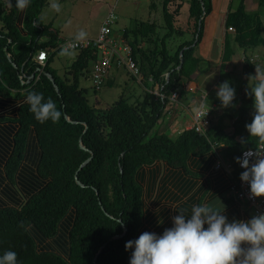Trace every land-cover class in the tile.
I'll return each mask as SVG.
<instances>
[{
    "label": "trees",
    "instance_id": "trees-1",
    "mask_svg": "<svg viewBox=\"0 0 264 264\" xmlns=\"http://www.w3.org/2000/svg\"><path fill=\"white\" fill-rule=\"evenodd\" d=\"M47 1L31 0L21 12L14 6L15 0H0V112L19 103L16 117L0 115V121L5 118L16 122L5 129L0 141V147L4 144L10 154L5 163L6 176L15 180L20 165L29 157L28 145L34 134L39 147L36 173L28 167L23 177L33 183L27 185L29 193L38 186V177L40 183L44 182L20 206H0V254L15 251L19 264H129L131 250L125 249V243L140 235L146 221L144 187L138 179L144 166L160 160L183 169L189 176L200 177L190 168V157L216 153L214 146L219 145L222 158L233 167L231 184L239 180L241 169L236 157L260 143L258 138L250 137L245 127L254 110L252 98L245 90L249 78L255 75L256 65L245 55L237 91V116L230 126L223 124L222 115L217 121L211 120L204 135L188 128L173 138L166 133L171 120L160 122L168 115L170 98L180 81L191 80L194 73L210 69L208 60L195 55V47L203 39L213 0H190L189 17L194 20L196 37L180 43L174 52L167 47L166 40L181 31L176 19L182 2L163 0L162 13L168 31L159 38L161 48L157 50L148 51L141 46L142 40L157 35L155 21H139L124 30L123 37L132 47V56L149 90L138 103L122 97L109 108L92 105L79 87V77L91 75L101 56L98 48L76 50L75 59L64 74L51 65L61 50L50 51L57 37L51 24H45L41 18ZM258 4L264 7V0H258ZM225 26L233 31L235 43L245 52L264 43L261 16L246 11L244 0L236 8H229ZM43 36L47 40L41 41ZM41 49L48 50L43 67L34 61ZM234 50L226 32L223 59L229 60ZM41 68L53 75L59 92ZM22 74H26L24 80L35 75L23 83ZM157 84L160 95L154 92ZM30 91L42 93L45 101L52 99L61 112L57 122L40 123L34 118L29 105L24 103ZM9 134L12 138L8 141ZM91 156L87 165L79 169ZM77 171L83 185L77 183ZM230 188L231 185L229 191ZM208 191L202 193L199 204L202 205ZM224 202L240 203L231 193L224 197ZM150 214L153 216V212ZM116 219L121 224L115 225ZM47 239L54 240L53 249H39L36 240Z\"/></svg>",
    "mask_w": 264,
    "mask_h": 264
},
{
    "label": "clouds",
    "instance_id": "clouds-1",
    "mask_svg": "<svg viewBox=\"0 0 264 264\" xmlns=\"http://www.w3.org/2000/svg\"><path fill=\"white\" fill-rule=\"evenodd\" d=\"M30 2L15 0L14 6L22 12ZM50 7L60 11L56 2ZM86 36L85 31H77L59 55L74 59L76 44L84 41ZM249 80L245 91L252 98L254 111L251 122L245 127L250 137L264 143V71L257 70ZM216 97L222 107H234L236 90L229 81H224L217 86ZM24 103L29 105V111L40 123L57 122L61 117L56 104L51 98L45 101L42 93L30 91ZM236 161L244 169L240 179L249 185L251 195L264 196V152L245 151L242 157H236ZM172 220V226L161 234L144 231L137 238L126 241L125 249L131 250L129 264H264V213L248 220L229 221L223 209L194 204L190 215L178 211ZM114 222L121 224L120 219ZM0 264H19L17 253L4 251L0 254Z\"/></svg>",
    "mask_w": 264,
    "mask_h": 264
},
{
    "label": "crops",
    "instance_id": "crops-1",
    "mask_svg": "<svg viewBox=\"0 0 264 264\" xmlns=\"http://www.w3.org/2000/svg\"><path fill=\"white\" fill-rule=\"evenodd\" d=\"M92 1L95 4L96 9L94 12H91L86 19H92V23H94V20L98 18L97 16L101 15L102 10H104L103 8L104 0H92ZM57 3L60 5V11L58 12L57 17L53 19H49L48 21L45 22L43 20L42 12H41V18L45 24H51V29L54 31L58 39L60 37H73L75 35L72 32V30H74L73 26L72 28H70L66 20L69 19L70 15H72L71 12H73L74 9L72 8L73 4L74 3L80 4L81 0H74V1L58 0ZM231 3L232 0H213V6L215 8L214 11L217 10L216 7L219 6L221 10L220 12L226 14L228 12L229 7H232ZM152 5L153 4L151 3L150 5L151 8ZM60 12H62V14H59ZM226 15H225V20H226ZM92 16L94 17L96 16V17L93 19ZM225 20H224V25H225ZM149 21L151 20L149 19ZM100 23L102 24V22ZM209 29L210 26L208 24L207 30ZM123 31L117 32L116 34L113 33V36L118 38L117 36L120 37L119 34H123ZM85 32L89 37H96L99 33L97 32V30L92 32V29L91 30L86 29ZM47 38H48L47 36H43L40 40L45 41L47 40ZM204 38L202 39L200 44H198L197 46L198 49L195 50V55L200 56L205 60H208L210 62V69L207 71V73H205L206 75L205 79H204V73H200L201 75L203 74L201 76L202 80L201 78L191 79L189 81L183 80L181 84L178 85L176 89L178 93V98H177L178 100L177 102L169 105L171 106V109L176 107L177 112L174 111L173 114H175V116L172 117L173 114L170 113V108H168V113H167V114H171L170 118L168 119L171 120V122L169 123L166 129V133L173 138H176L184 129L191 128L193 121V114L196 111V108H198V106L200 105V102H202V100H204L208 105H213L216 102L215 98L210 95V91L213 90L217 91V86L220 81V77L215 79V77L212 76L211 71H215V67L218 62V58L220 56V49L224 43L223 41H220V39L218 38H215L216 39L215 43H212L210 41L207 42L206 38L205 39ZM234 49L236 50V53L237 51L245 52L243 48H240L238 46L235 47ZM257 69L258 68L256 67L255 73ZM120 70L121 67L119 68L116 67L111 69L108 74L106 82L108 84H111L112 79L119 76ZM141 84L145 90H149V88L146 86V84L143 81ZM157 89L158 86L155 85L154 90ZM206 93L208 98L206 96ZM204 96H206L205 99L202 98ZM236 98L233 102L235 105L234 107L229 106L222 110H218V109L214 110L213 114L215 115L216 121L219 120L220 117L223 115L224 118L223 124L225 126H230L232 124V122L237 116L235 108H237L238 103ZM18 104L19 103H15L14 105L11 104L10 107L9 106L4 107V109L0 112V115L1 116L8 115V117L12 115V117H16ZM183 112L187 114V117H185L186 123H183L184 121L181 118ZM229 119L231 120L230 124H228ZM15 124L16 122L10 121L9 119H5V118L3 121H0V137L5 136L6 128L13 126ZM2 137L1 140H3ZM11 138L12 135L9 134V138L7 140L9 141L11 140ZM216 159H217V155L214 152H210L203 156L190 157L188 161L189 166L193 171L200 173L201 174L200 177L189 176L184 172L183 169L179 167L178 168L171 167L166 162L160 160L156 161L152 165L144 166L139 171L138 179L144 187V198L146 202L147 211H146V221H144V225L140 230V234L144 231L145 227H146L145 231L161 234L165 228H169L172 226L173 223L172 217L177 215L178 211H181L182 208H184L183 212L190 215L192 206L194 204H199L200 197L206 189H209V191L205 195L202 205L206 204L208 206H212L221 210L223 209V214L228 217L229 221L233 219L248 220L252 218V215L248 213V210L244 207V205L241 202L225 204L224 197H227L230 194L229 187L231 185V178H230V174L223 167L219 169L215 168V164L217 161ZM28 162L29 159L25 158L23 164L21 165V169L23 166L27 167L26 165L28 164ZM8 185L12 186V184H8ZM6 186L7 184H5V186L3 187H0V192H1L0 205L4 203L6 204L5 206H8L10 205L11 202H13L14 203L13 206H20L29 197L28 195L24 201L16 200L19 189L14 185L12 186L16 191V197H14V194L11 195V190L6 189ZM171 192L174 194V196L169 194ZM150 211L153 212V216L152 214H150Z\"/></svg>",
    "mask_w": 264,
    "mask_h": 264
},
{
    "label": "rangeland",
    "instance_id": "rangeland-1",
    "mask_svg": "<svg viewBox=\"0 0 264 264\" xmlns=\"http://www.w3.org/2000/svg\"><path fill=\"white\" fill-rule=\"evenodd\" d=\"M57 1L58 0H48L46 5L43 7L42 17L45 22L48 21L49 19H53L57 17L58 12H56L50 7L52 2L57 3ZM70 1H74V0H70ZM177 2H182L180 13L176 19V26L179 27L181 31L174 32V34L166 40V45L170 49L171 52H174L177 49L178 45L182 43L183 41L191 40L192 38L196 37L194 20L189 17L190 0H175V4ZM103 3H104V6H103L104 10H102L101 15L97 16L98 18L94 20V23H92V19H86L89 16V14L91 12H94L96 9L95 4L93 3L92 0H81L80 4L78 3L73 4L72 8L74 9H73V12H71L72 15H70L68 20H66L70 28H72L73 26V29H74L72 30L73 34H75L79 30L85 31L86 29H89V30L92 29V32L96 30L97 32H99L98 30L100 28L99 27L101 24L100 22L103 23V21L105 20L107 16H109L110 14H113L115 22L111 25L110 37L118 41H120V39L123 38V40H125V42L129 44L128 40L123 37V34H119L121 38L117 36L119 38L118 39L115 36H113V33L116 34L117 32H122L125 29H130L134 27L135 24L138 23L139 21H148L150 19L151 21H155L158 24L157 35L152 36L150 40L148 39L144 41L142 40L141 46L143 48L145 47V50H148V51H152L154 49L157 50L161 48V41H159L160 40L159 38L162 37L168 31L165 27V21H164L163 13H162L163 0H104ZM151 3L153 4L152 8L150 6ZM239 3H240V0H232V3H231L232 8L233 9L236 8ZM244 4H245L246 11L258 12L260 14L262 21H263L262 22V37L264 39V7L259 6L258 0H244ZM216 8L217 10L214 11L215 8L213 6L212 13L208 17H206L203 38L205 37L207 42L210 41L212 43H215L216 42L215 38H218L220 39V41H223L224 43L225 32H227L228 38H229V44L231 45V47H234V48L237 47L238 45L235 43L233 39V31L230 30L229 28H225V25H224L225 15L227 13L226 14L221 13L219 6H217ZM59 14H62V12H60ZM92 17L94 19L96 16L95 17L92 16ZM208 24L210 26L209 30H207ZM130 38H132V36H130ZM197 46L195 47L196 49H198ZM234 51H235L234 54L231 56L229 60H224L223 59L224 44H223V46L220 49V56L216 64L215 71H211V74L212 76L215 77V79L220 77V81L218 85L224 81H229L231 86L234 87L237 92L238 85L240 83L241 64H242V61L245 55H248L251 57V59L253 60V63L258 68L257 69L258 71H264V43L257 47L248 49L247 52L237 51L236 53V50ZM59 53L60 51L55 54V56L51 60V65L55 69H57L58 73L64 74L66 73V68L69 65H71L75 57L74 59L69 60L68 58L61 57ZM75 56H76V52H75ZM205 73H207V71H204V79L206 76ZM202 75L196 72L192 75L193 77L192 79H198V78L200 79ZM166 77H168V75H166ZM183 80H186V79H182L180 82H182ZM141 83L142 82L138 81L136 77L131 75V73L127 70L125 66L121 67V70L119 71V76L116 78H113L111 84H108L106 82L105 86L101 90H96L93 87L91 75H88L86 77L84 76L79 77V87L84 89L85 96L89 99V102L98 108L112 107L114 103L122 97L127 98L130 103H134V102L138 103V101H141L144 98L145 93H146V90L144 89ZM210 95L215 98L216 102L214 104H216V110L225 109L224 107L221 106L220 100L216 97L215 90L210 91ZM236 97L235 98L237 99V103L239 105L238 94H236ZM168 108H170L171 114H173L174 111L177 112L176 107L171 109V106H169ZM235 110L237 113L238 106L237 108H235ZM253 111L254 110H252V113ZM171 114L166 115V117L161 120L160 124H163L164 122L166 123V121L170 118ZM185 117H187V114L183 112L181 115V118L184 121L183 123H186ZM211 119H213L212 122L216 121L215 115L213 113L211 114ZM230 123H231V120L229 119L228 124ZM0 141H1V137H0ZM38 148H39L38 142L35 138V135L33 134L30 137V141L28 145L29 162L26 165L27 167H25L26 172H27V169L29 168H32L33 170L36 168L38 154L37 156L35 154L39 152ZM220 152H221L220 154L222 155L223 149ZM4 170H5L4 159L0 157V187L5 186V184L9 182V179L7 178V176L4 175ZM16 177L17 175L15 176V178ZM20 177H18V179L16 180L19 181ZM39 181L40 179L38 177V184H37L38 187L44 183L43 181L42 183H40ZM15 186L18 188V184H15ZM17 195L18 196L16 200L24 201L25 198L29 194H26L19 189V192L17 193ZM5 205L6 204L2 203L0 206H5ZM13 205L14 203L11 202L10 205L8 206H13ZM247 210H248V213L252 215V211L249 209ZM145 230H146V227L144 231ZM36 244L39 247V249H53L54 240L47 239L43 242L36 240Z\"/></svg>",
    "mask_w": 264,
    "mask_h": 264
},
{
    "label": "built area",
    "instance_id": "built-area-1",
    "mask_svg": "<svg viewBox=\"0 0 264 264\" xmlns=\"http://www.w3.org/2000/svg\"><path fill=\"white\" fill-rule=\"evenodd\" d=\"M114 16L110 14L105 18L103 23L100 26L99 33L96 37H87L84 41H80L76 44L74 51L85 49L89 47H96L100 50L101 56L94 63L93 70L91 73L93 87L96 90H101L105 84L108 77V74L111 69L119 68L125 66L127 70L142 82L143 76L139 64L135 61L132 56V47L121 39L120 41L115 40L110 37L111 34V25L114 23ZM231 30V29H230ZM73 37H60L56 41V45L51 48V52L61 50L62 48L68 46L72 42ZM48 59V50L41 49L34 57V61L37 62L42 67L46 64ZM33 75V74H32ZM28 77L27 80L26 74L20 75V79L23 83L29 82L30 79L34 76ZM168 75V74H167ZM151 80V79H150ZM158 89L154 90L155 93L159 94V85L157 84ZM178 93L174 92L170 98L171 104L177 102ZM203 99L206 96L202 97ZM210 107V108H209ZM209 108V111L206 115L202 116ZM216 110V104L208 105L204 100L200 102V105L193 114V121L191 128L201 134H205V129L211 124V114ZM214 150L217 153L218 159L215 164V168L219 169L223 167L229 174L232 173L233 167L229 162H226L220 155L219 145L214 146ZM261 151L264 152V143L260 142L256 147L247 148L242 151L240 157H242L245 151ZM241 172L244 169L240 166ZM230 193L239 200L246 209L252 211V217L264 213V196L254 197L251 195L249 190V185L246 182H242L241 179L233 181L230 188Z\"/></svg>",
    "mask_w": 264,
    "mask_h": 264
},
{
    "label": "flooded vegetation",
    "instance_id": "flooded-vegetation-1",
    "mask_svg": "<svg viewBox=\"0 0 264 264\" xmlns=\"http://www.w3.org/2000/svg\"><path fill=\"white\" fill-rule=\"evenodd\" d=\"M4 146V147H3ZM9 152H7V150H6V147H5V145L4 144H2L1 145V147H0V157L2 158V159H4V168H5V163H6V161H7V158L9 157ZM35 155H37V153L35 154ZM20 169H21V165H20V167H19V169H18V171H17V177L15 178V180H10L9 179V182H7L6 184H7V186H6V189H9V190H11V195H13L14 194V197H16V191H15V189L12 187L13 185L15 186V184H18V188L20 189V190H22L24 193H28L29 194V196L32 194V193H35L37 190H38V186L37 187H35V189L34 190H32V189H30V191H31V193H29L28 191H27V185H28V183L29 184H33L32 182H28V181H26L25 180V178L23 177L24 176V174H25V167L23 166L22 167V169H21V171H20ZM33 170V169H32ZM33 172L34 173H36L35 172V169L33 170ZM4 175H6V171L4 170ZM21 176V177H20ZM18 177H20V180L18 181V180H16V179H18ZM8 178V177H7ZM8 184H13L12 186H10V185H8ZM35 184H38V179H37V182H35Z\"/></svg>",
    "mask_w": 264,
    "mask_h": 264
},
{
    "label": "water",
    "instance_id": "water-1",
    "mask_svg": "<svg viewBox=\"0 0 264 264\" xmlns=\"http://www.w3.org/2000/svg\"><path fill=\"white\" fill-rule=\"evenodd\" d=\"M201 20H202V19L199 20V24H201ZM194 45H195V43H194ZM8 56H9V55H8ZM41 72H44V73L50 78V80L53 82V84H54V86H55V88H56V91L59 92V87H58V85L56 84L53 75L50 74V73H48V72H45V71L43 70V68H41ZM34 75H35V74H33L32 76H34ZM65 116L67 117L68 120H70V118L68 117V115H67L66 113H65ZM80 145H81L82 148H85L84 145H83L82 143H81ZM92 157H93V156H91L90 158H88L87 160H85V161L81 164V166H80L79 169H81V168H83L85 165H87V163L92 159ZM77 173H78V171L76 172V175H75V178H76V180H77V183L80 184V185H83V184L78 180ZM117 237H119V236H117Z\"/></svg>",
    "mask_w": 264,
    "mask_h": 264
}]
</instances>
